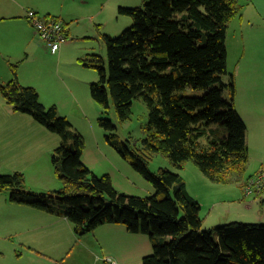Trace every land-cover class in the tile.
<instances>
[{
	"label": "trees",
	"instance_id": "1",
	"mask_svg": "<svg viewBox=\"0 0 264 264\" xmlns=\"http://www.w3.org/2000/svg\"><path fill=\"white\" fill-rule=\"evenodd\" d=\"M239 7L237 0H148L142 8L118 6L119 14L131 17L130 28L114 37L102 35L105 60L98 54L80 59L98 74L89 86L92 100L104 112L113 108L117 121L129 120L133 100L144 102L148 122L139 147L121 140L108 118H99L98 124L106 143L153 186L152 195L120 192L109 175H95L81 161L82 136L16 76L0 82V95L12 111L26 113L58 136L50 162L61 187L34 192L17 170L0 174V192L8 191L12 203L65 218L76 235L103 224L145 234L152 252L141 264H264V224L230 222L205 229L182 175L165 167L156 173L148 169L160 154L178 169L191 160L216 183L243 187L259 175H245V125L234 107L232 75L222 81L227 24ZM64 33L67 38L66 27ZM224 89L230 100L223 98ZM212 124L224 127L226 135L210 132Z\"/></svg>",
	"mask_w": 264,
	"mask_h": 264
},
{
	"label": "rangeland",
	"instance_id": "2",
	"mask_svg": "<svg viewBox=\"0 0 264 264\" xmlns=\"http://www.w3.org/2000/svg\"><path fill=\"white\" fill-rule=\"evenodd\" d=\"M16 1L20 17L26 9L39 6L40 15L49 12L64 19L70 25L71 33L66 41L72 45L58 59L40 50L34 42L29 50L20 33L8 21L1 20L0 82L16 76L20 84L36 89L41 104L45 107L54 105L58 114L67 118L71 129L82 136L84 149L81 161L95 175H109L113 187L120 192L152 195L153 186L106 143V132L98 124L99 118H108L121 140L129 141L130 146L136 142L139 147L148 122L144 102L140 98L133 100L129 120L117 121L113 108L104 112L92 100L89 86L97 80L98 74L80 62L89 54H98L105 60L102 35L114 37L130 28L131 17L119 14L118 6L142 8L148 0ZM237 2L239 10L226 29V74L222 81L227 82L232 75L233 103L245 125L248 147L245 175L261 174L262 181L258 182L261 189L252 188L253 192L247 193V185L213 182L191 160L178 169L162 155L155 154L148 164L152 173H156L159 167H165L182 175L189 194L200 206L199 217L205 229L230 222L264 224V0ZM22 22L26 23L23 17ZM33 38L40 45L36 34ZM31 46L35 48L34 53ZM26 49L29 56L25 55ZM187 92L202 93L189 89ZM223 98L231 99L229 89L223 90ZM207 129L226 135L225 128L219 125L212 124ZM58 142L56 134L26 113L12 111L0 95V174L20 170L25 176L26 188L34 192L59 189L61 182L54 175L50 162ZM4 195L9 197V192H0V199ZM24 218L31 226L28 234L33 238H50L48 248L58 257L52 260L46 255L35 256L37 258L33 261L28 255L35 249L17 240L20 237L14 235L17 227L5 225L0 227V264H56L57 260H60L57 264H141L142 257L152 252L145 234L129 233L121 224H103L91 233L76 235L72 223L53 214L37 211ZM25 223L19 224L23 231ZM212 235L216 239L215 231Z\"/></svg>",
	"mask_w": 264,
	"mask_h": 264
},
{
	"label": "crops",
	"instance_id": "3",
	"mask_svg": "<svg viewBox=\"0 0 264 264\" xmlns=\"http://www.w3.org/2000/svg\"><path fill=\"white\" fill-rule=\"evenodd\" d=\"M9 1H10V4L8 3ZM30 9H33V8H30ZM38 9H39V6H36V8H34L33 10L38 13L39 12ZM19 13H20L19 3L16 0H0V21L1 20L8 21L9 24L17 32L20 33L21 40L22 38H24L22 42H24L26 46H29V50H30V44H33L34 42L35 45L38 46L40 50H43V52H45L46 54H50L47 52V50L42 46V44L39 41L38 42L40 43V45L34 41L33 34H35V32L32 26L29 24V22L27 20H26V23L22 22V17L25 19V11H23V15L21 17L19 16ZM38 15L40 14L38 13ZM40 16L43 18L53 17L52 15L49 14V12H42ZM54 17H57V16H54ZM18 19L21 20V22L17 21ZM63 22L64 24H66L65 27H66L67 38L65 39L63 43H61L56 53L50 54V56H53L57 59L58 57L62 56L64 52H66L69 45H72V43H68L66 41L71 34L70 29H69L70 25L68 23H65V20ZM33 48L34 46H31V51L34 53L35 48L34 49ZM38 48L36 47V49ZM29 50L28 49L25 50L26 56H29V53H28ZM0 163H1V158H0ZM13 165H18V164H13ZM0 201L2 202V205L0 206V227L5 226V225H11V226L17 227L15 228L16 231L14 232V235H17L18 237L20 236L19 238H17V240L21 241L23 245H25L26 247L29 246L35 249L33 250V252H31V254L28 255L33 261L36 260L37 258L35 256H45V255L47 257L49 256L52 260H56L58 255H56V253L53 250H51V248H48V245H50L49 244L50 238L45 237V236L40 237V239L33 238V236H30L28 234L27 230L31 231L30 229L31 226L30 227L28 226L29 221H27V218H24V217L34 215V213H36L38 210L35 211L36 209H33L27 205L12 203L11 201H9L8 195L7 196L4 195L0 199ZM23 221H26V223L24 224L26 225L25 231H23L19 227L20 226L19 224ZM15 242L16 241L13 240L14 244Z\"/></svg>",
	"mask_w": 264,
	"mask_h": 264
},
{
	"label": "built area",
	"instance_id": "4",
	"mask_svg": "<svg viewBox=\"0 0 264 264\" xmlns=\"http://www.w3.org/2000/svg\"><path fill=\"white\" fill-rule=\"evenodd\" d=\"M26 19L32 26L35 34L38 36L40 43L48 53L54 54L57 52L61 43L66 39L64 22L58 17L43 18L32 9L26 11ZM262 175L259 174L254 180H250L247 184V193L252 191V188L258 187L259 180Z\"/></svg>",
	"mask_w": 264,
	"mask_h": 264
}]
</instances>
